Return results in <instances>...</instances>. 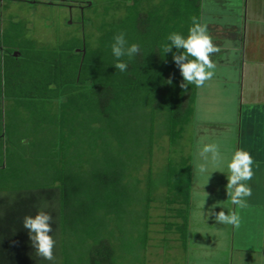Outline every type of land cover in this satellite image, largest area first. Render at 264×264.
Segmentation results:
<instances>
[{"label":"trees","instance_id":"trees-1","mask_svg":"<svg viewBox=\"0 0 264 264\" xmlns=\"http://www.w3.org/2000/svg\"><path fill=\"white\" fill-rule=\"evenodd\" d=\"M201 1L98 0L97 26L87 19L95 31L53 46L9 20L0 32V264H127L126 252L136 264L162 188L163 232L187 249L192 157L178 149L196 112ZM163 136L172 150L157 185Z\"/></svg>","mask_w":264,"mask_h":264},{"label":"crops","instance_id":"crops-1","mask_svg":"<svg viewBox=\"0 0 264 264\" xmlns=\"http://www.w3.org/2000/svg\"><path fill=\"white\" fill-rule=\"evenodd\" d=\"M200 34L198 86L203 64L216 63L229 68L233 80L223 77V82L233 83L234 93L218 95L213 79L205 96L197 86L196 104L203 99L214 103L218 98L224 105L215 109L216 119L203 120L205 127L198 126L206 144L217 142L220 147L206 150L210 158L199 150L196 164L201 181L192 183L191 198L196 187L201 194L221 190L226 199L199 205L206 212L220 211L221 222L193 220L190 199L186 261L264 264V0H202ZM215 134L224 140L214 141Z\"/></svg>","mask_w":264,"mask_h":264},{"label":"rangeland","instance_id":"rangeland-1","mask_svg":"<svg viewBox=\"0 0 264 264\" xmlns=\"http://www.w3.org/2000/svg\"><path fill=\"white\" fill-rule=\"evenodd\" d=\"M79 1L80 0H5L6 3L4 7L8 4L9 8H7L4 13V18L6 19L4 20V24L7 26L11 17H14V20H21L26 27V29H24L26 37L34 39L40 46H53L72 34L81 33L84 31V28H94L87 20L88 16L93 18V23L97 26L99 19L96 17L97 15L95 16V14L100 13L99 11L102 9L103 4H99L98 0H88V3L93 4L92 6H85L87 0ZM93 30L95 31V28ZM230 74L229 68H221L216 66V63L210 65V67L203 64L200 75L201 83L198 86L200 95L205 96V90L209 87V83L213 79L212 81H214L217 85L218 95L221 94V96L224 97L228 94L231 96L232 93H234V89L230 87L233 86V83H230V81H228V84L223 82L224 78L233 80V76H230ZM216 100L217 101L214 103H206V100L204 99L203 101L201 100L202 102H197L196 116L193 121L187 124L184 137L180 140V146L177 145L179 146L178 151L182 149L185 154H189L192 157L191 174L193 184L197 183V181L201 179L202 174L200 173V168L198 167L199 164H196L198 160L197 157L199 156V150L204 151L203 153L205 154V158H210L208 156L210 153L206 150H218L220 147L217 142L213 141V146L206 144L207 142L202 139V135H199L198 133V126H203V120L217 118L215 109L217 110L219 107H223L224 104L220 103L222 102V99L218 101L219 99L217 98ZM224 100L225 99H223V102L225 103ZM2 103L5 104L6 100L3 99ZM210 104L212 106H210ZM226 116L227 115L222 116V119ZM3 122L4 123L2 124H6L7 121H5V118ZM160 127L163 128L162 126ZM203 127H205V125ZM204 130L207 131L208 128H205ZM209 133L210 132L208 131V134ZM215 136L217 140L216 138H212L215 139L214 141L224 140V137L222 136H217L216 134ZM6 145L7 143L4 141L3 147H6ZM167 145V137L163 136L159 139L156 149H154L153 169L157 185L161 183L160 177L164 172L167 163L166 156L169 155V151L167 152V150L168 148L172 150L170 144L169 147ZM3 150L5 151L4 148ZM175 156H178V153H176ZM200 181H198V184H200ZM192 192L193 198L191 199H193V204H191L193 205V220L203 218L209 220V218H212L215 222H221L224 216L220 213V211L206 212V210H202L199 205L200 201L205 204H203L204 206H206V204L213 200L216 201L217 204L219 201L225 200L226 198L225 195H223V191L218 190L214 193L215 195L204 194V192L201 194L199 189L195 187V189H192ZM156 198L157 200L152 203V208L150 209L152 212L151 215L153 222L150 226L151 239L149 248L147 253H140L138 256H135L134 259L136 264H187L186 253L184 252L181 243H178V241L174 238L176 234H164L163 232V229L166 226L165 223L167 222V219L165 218L164 220L163 217L165 210L163 207L164 205L161 203L163 199V188L156 191ZM221 228L222 227H220V229ZM191 242L197 246L195 240H192ZM210 251L213 252L212 250ZM126 254V257H128L125 259L127 264H132L133 260L129 259V257H132L133 254L129 252H126ZM139 257H141L142 262H140Z\"/></svg>","mask_w":264,"mask_h":264},{"label":"flooded vegetation","instance_id":"flooded-vegetation-1","mask_svg":"<svg viewBox=\"0 0 264 264\" xmlns=\"http://www.w3.org/2000/svg\"><path fill=\"white\" fill-rule=\"evenodd\" d=\"M5 3H6L5 0H0V32H2L5 27V24H4L5 22L4 20H6L4 18V13L6 12L5 10L9 8L8 4L6 5V7H4ZM11 18H14V17H11ZM0 48L2 49L3 47L0 45Z\"/></svg>","mask_w":264,"mask_h":264}]
</instances>
